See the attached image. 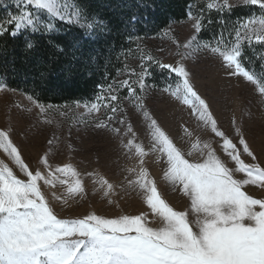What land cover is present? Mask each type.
<instances>
[{"label": "snow or ice", "instance_id": "obj_1", "mask_svg": "<svg viewBox=\"0 0 264 264\" xmlns=\"http://www.w3.org/2000/svg\"><path fill=\"white\" fill-rule=\"evenodd\" d=\"M14 3L17 11L0 18V37L9 35L15 40L24 29L36 32L42 13L47 14L46 32L56 28L57 19L69 26L61 30L65 33L77 26L96 29L95 40L91 42H85L83 33L69 36L65 45L51 39L47 41L64 56L65 63L60 70L69 74L77 63L83 64L85 71L100 65L115 36L121 34L124 26L135 27L133 21L139 20L137 12H133L127 19L118 16L114 22L102 15V8L90 10L89 0H14ZM135 3L137 11L148 7L145 0H135ZM236 7H251L258 9V13L237 17L232 22L226 14L230 15ZM213 11L217 13L215 21L211 18ZM186 15L193 21L195 34L182 45L185 54L207 51L222 58L229 76H242L264 98V65L258 74L244 62L246 44L264 47V0H239L235 5L230 0H206L199 15L194 16L191 11ZM213 23H218L220 30L211 39L200 42L198 36L206 25L210 27ZM128 39H132L130 33ZM15 49L13 45L12 51ZM5 50H0V56ZM19 50L22 67H15L16 57L13 56L10 61L0 60V73L24 76L34 84L46 79L52 69L50 61L40 54L38 43L23 40ZM259 60H264V55ZM153 63L178 78L174 89L164 91H171L172 96L189 105L198 119L220 138L224 155L234 162L232 167L208 142L201 146L197 141L192 148L199 149L200 156L186 158L193 153L182 152L152 118L140 93L148 88ZM3 87L5 85L0 83V88ZM121 89L127 91L124 99L132 101L148 122L150 150L165 158L163 179L188 198V207L178 210L163 197L156 180L144 167L143 158L147 153L141 144L135 143L131 123L121 118L119 123L125 125V134L133 136L124 147L131 149L135 144L140 157L139 170L128 169L136 174V179L129 180L128 185L139 190L147 210L113 217L92 212L83 217L61 218L46 198L40 182L55 186L58 181L68 185L67 194H82L85 189L80 173L70 163L53 168L47 157L40 162L46 172L39 167L31 169L9 132L0 130V149L23 176L20 178L9 163L0 160V264H264V199L253 198L245 191L246 185L264 188V167L246 163L241 158L243 152L253 161L257 159L239 134L240 130L236 129L238 144L220 130L209 104L190 83V74L183 63L175 66L161 63L147 54L141 57L139 71L131 69L129 78L102 85L100 95L83 105L89 113L106 110V119L98 120L94 125L96 129H107L118 111L123 115L124 109L119 106ZM29 99L33 98L29 96ZM36 103L44 112V106L38 100ZM76 106L80 107L79 101ZM111 131L121 135L119 127H112ZM238 145L242 146V152ZM236 174L242 176L236 178ZM67 177H71V181ZM96 183L106 197L114 190V185L102 176ZM52 196L55 200L61 199L55 193Z\"/></svg>", "mask_w": 264, "mask_h": 264}, {"label": "rangeland", "instance_id": "obj_2", "mask_svg": "<svg viewBox=\"0 0 264 264\" xmlns=\"http://www.w3.org/2000/svg\"><path fill=\"white\" fill-rule=\"evenodd\" d=\"M159 1L167 3L169 0H156L157 5ZM201 1L205 5L206 0ZM238 2L239 0H230L234 5ZM182 7L178 15H171L165 19L160 31L147 28L144 37L135 38L131 35L132 39H128L127 29L132 28L128 26L123 28L120 38L125 42L122 43L128 45L132 43L134 48L125 58L124 67L117 78L111 83L129 78L131 69L139 71L141 57L145 54L153 56L161 63L174 66L183 63L190 74V83L198 95L209 104L220 130L238 144L236 129H239V134L245 138L257 159L253 161L242 152V146L238 145L242 152L241 158L246 163H258L264 167V98L242 76H229L228 69L222 65V58L207 51L189 50L190 54H185L186 50L182 45L195 34L193 21L186 13L191 11L197 16L199 9L195 7V3ZM84 29V39H87V42L94 41L96 29ZM200 35L198 36L200 42L215 36L213 33L208 37ZM224 35L227 36L225 33ZM177 79L163 87L147 82L148 88L140 93L144 97L146 109L182 152L193 153L186 158L194 159L200 156L199 149L192 148L197 141H200L201 146L204 142H208L217 155L228 161V166L232 167L234 162L229 161L224 155L220 147L222 143L220 138L198 119L189 105L172 96L171 91H164L165 88L174 89ZM0 83L5 85L0 88V130L9 132L10 139L19 149L25 163L31 169L35 170L39 167V170L46 172L47 169L40 162L47 157L48 163L53 168L70 163L80 173L85 189L82 194H67L68 185H61L58 181L55 186L40 182L42 191L59 217L77 218L92 212L113 217L118 214H138L147 210L139 190L128 185L129 180L136 179V174L129 172L128 169L135 168L138 171L140 157L135 151V144L131 149L124 147L133 136L125 134V125L119 123L121 118L131 123L135 143L141 144L147 153L143 158L144 167L150 177L156 180L158 190L163 197L178 210H185L188 207L190 203L188 198L179 189L173 190L163 179L165 158L160 153L150 150L151 130L148 128V122L143 112L134 107L132 101L124 99L127 96L125 89H121L119 93V106L124 109L123 115L118 111L107 129L98 130L94 125L98 120L106 119L104 116L106 110L102 108L100 112L89 113L83 107L85 103L93 102L101 93V87L94 86L87 79L79 82L82 86L79 84L68 86V89L72 90L79 86L88 92V94L77 93L76 96L82 98L81 101L78 100L80 107L76 106L77 101L51 100L48 103L38 101L44 106V112L37 107V99L21 87L6 81ZM89 83L90 86L86 88ZM29 96L33 99L30 100ZM112 127H119L121 135L113 133ZM49 141L52 143L49 144ZM0 160L9 163L15 174L23 178L18 167L10 163V158L2 149H0ZM101 176L114 185V190L107 197L96 183ZM241 176L242 174H236V178ZM67 179L71 181L72 178L67 177ZM245 191L253 198L264 199V188L258 185H246ZM53 193L61 199H53ZM152 219L149 215V220Z\"/></svg>", "mask_w": 264, "mask_h": 264}, {"label": "trees", "instance_id": "obj_3", "mask_svg": "<svg viewBox=\"0 0 264 264\" xmlns=\"http://www.w3.org/2000/svg\"><path fill=\"white\" fill-rule=\"evenodd\" d=\"M167 1V0H161ZM148 4L147 8H139L137 11L135 0H89L91 5L90 10H97L102 8V15L112 19L114 22L117 17L123 15L127 19L133 12H137L139 20L134 21L135 27L132 29H127L128 34L134 35V37H144L147 28H152L155 31H160L162 25L168 16L178 15L180 13L182 6H187L195 3L197 10L204 8V3L200 0H169L167 3L159 1L157 5L156 0H145ZM179 4V6H178ZM106 5V6H104ZM176 5V6H175ZM104 6V7H102ZM17 7L14 0H0V18L6 17L8 12H16ZM198 12V13H199ZM252 12H257L258 9H253L251 7H236L231 12L230 15L226 14V18L232 22L236 21L237 17L244 18ZM207 11H205V16H207ZM211 18L213 21L217 18V13L213 11L211 13ZM48 22L47 14H41V23L38 25L36 32H31L30 29H24L21 31L18 38L13 40L9 35L0 37V50L4 51V55L0 56V60L7 59L11 60L13 56L16 57L15 67L17 69L21 68V52L19 50V45L23 40L32 39L38 43L39 52L43 57H46L50 61V67L52 69L51 73L43 81H37L33 83L32 80L26 79L24 76L14 75L9 72L7 74L0 73V81H6L33 95L38 101L42 103H48L49 101H78L82 98L76 96L77 93L88 94L86 90H82L79 86V82L82 79H87L88 82L93 83V85H107L115 80L118 73L124 67L125 58L128 57L130 51L133 50L134 44H125V40H121L122 35H117L112 40V46L107 50L105 56L102 59L100 65L94 67L91 71H85V66L83 64L77 63L73 68L71 74L61 71L62 65L65 63L64 56L56 51L53 47L48 44V40L51 39L55 42L65 45L67 43L68 37L72 36L74 33L79 36L84 34L85 29L73 27L71 32H63L62 29H66L69 26L64 23L55 21L56 28L51 32H46L44 30V24ZM123 24V21H120ZM125 27V26H124ZM220 30V25L218 23H213L210 27L206 25L205 31L201 33V37H208L210 34H215ZM225 34H227L225 32ZM87 42V39H84ZM95 40V39H94ZM89 41V40H88ZM13 45L16 46L15 51H12ZM245 64L250 70H256L259 74L261 65H264V60H259V57L264 55V47L260 45H245ZM152 76L149 77L148 83L155 84L158 87H163L172 80L177 79L174 74H169L166 70H161L156 64L151 66ZM88 75V77L86 76ZM68 81L69 84H68ZM79 86L75 89H68L69 85ZM66 85V86H65ZM90 86L87 84L86 88Z\"/></svg>", "mask_w": 264, "mask_h": 264}]
</instances>
